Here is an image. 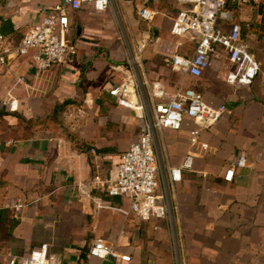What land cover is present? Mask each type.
Listing matches in <instances>:
<instances>
[{"label":"crops","instance_id":"0c3cea01","mask_svg":"<svg viewBox=\"0 0 264 264\" xmlns=\"http://www.w3.org/2000/svg\"><path fill=\"white\" fill-rule=\"evenodd\" d=\"M60 1L0 0V31L18 42ZM116 6L118 12L114 6L98 11L87 3L71 13L77 52L64 64L38 72L25 56L0 70V264L20 261L43 244L60 264H82L99 238L131 256L106 264H264V43L257 9L230 3L235 21L252 22L245 34L262 67L251 86H236L226 80L231 63L223 51L200 78L165 64L166 50L180 40L171 34L172 20L186 5L116 0ZM144 6L156 12L153 20L140 17ZM127 37L147 40L140 75L170 92L195 88L209 103L228 107L207 129L186 116L179 130L157 134L160 192L164 175L188 153L195 157L180 182H169L174 226L141 220L129 199L92 182L97 172L115 175L143 126L110 93L129 74ZM20 75L26 82H17ZM10 94L19 99L16 111L2 105ZM241 155L246 165L227 181V169ZM20 201L26 205L16 211Z\"/></svg>","mask_w":264,"mask_h":264},{"label":"built area","instance_id":"2783aa9c","mask_svg":"<svg viewBox=\"0 0 264 264\" xmlns=\"http://www.w3.org/2000/svg\"><path fill=\"white\" fill-rule=\"evenodd\" d=\"M176 1L186 6L172 20L171 34L180 40L175 50H166L165 64L180 70L184 75L200 78L210 67L213 56L223 51L231 63L226 80L236 86H251L262 70L261 62L245 34V29H250L252 22L249 20L243 25L235 21L228 0ZM236 1L240 5H250L257 9V21L262 23L260 7L264 0ZM87 3L98 11H104L113 6L116 0H61L30 26L16 44L9 45L6 36L0 31V70L12 60L25 56H31V65L38 72L64 64L70 54L77 52L76 46L68 38L71 30L70 15L81 10ZM155 14L149 6L139 11L140 17L146 21L153 20ZM189 40L193 42L192 46L187 45ZM262 41L264 43V35ZM126 42L129 74L121 83L114 85L110 93L120 105L133 109L143 126L138 139L121 155L115 175L103 178L97 172L92 182L109 195L129 199L131 210L141 220L166 219L174 226V204L170 198L169 182H180L183 171L193 169L195 157L192 152L188 153L180 166L171 168L164 175L166 191L160 192V169L155 148L157 134L167 128L179 130L186 116L195 121L198 129H207L227 113L228 107L226 103H209L203 93L195 88L179 85L175 91L170 92L161 82H151L146 75H140L139 67L147 40L127 37ZM182 48H185L186 54L180 51ZM17 82H26L25 76L20 75ZM1 102L11 111L19 108V99L11 94ZM92 152L96 153V149L93 148ZM245 165L246 157L241 155L229 166L224 178L231 181L236 167ZM25 205L20 201L15 205L16 211ZM110 259L129 261L131 256L121 253L116 245L99 238L91 246L88 259L82 264H106ZM8 264L60 263L49 254L48 244H43L32 249L20 261L17 257H11Z\"/></svg>","mask_w":264,"mask_h":264},{"label":"rangeland","instance_id":"374dc122","mask_svg":"<svg viewBox=\"0 0 264 264\" xmlns=\"http://www.w3.org/2000/svg\"><path fill=\"white\" fill-rule=\"evenodd\" d=\"M232 1L233 0H230V2L229 3H232ZM114 9L116 10V12H118V8H117V6H116V3H114ZM262 7H264V3L263 4H261V8ZM260 8V13L262 14V23H261V25H258L257 24V27H260L259 29H260V31H261V33H260V35H259V38H262L263 37V35H264V12H263V10ZM255 15H257V12H255ZM247 32H249V30L247 29ZM70 34L71 33H69V35H68V38L70 39L71 38V36H70ZM71 40V39H70ZM187 45H189V46H192L193 45V42L191 41V40H189L188 42H187ZM254 52V51H253Z\"/></svg>","mask_w":264,"mask_h":264},{"label":"water","instance_id":"95a60500","mask_svg":"<svg viewBox=\"0 0 264 264\" xmlns=\"http://www.w3.org/2000/svg\"><path fill=\"white\" fill-rule=\"evenodd\" d=\"M7 42H8L9 45H12V44H16L17 43V41L11 42L9 39L7 40Z\"/></svg>","mask_w":264,"mask_h":264},{"label":"trees","instance_id":"16d2710c","mask_svg":"<svg viewBox=\"0 0 264 264\" xmlns=\"http://www.w3.org/2000/svg\"><path fill=\"white\" fill-rule=\"evenodd\" d=\"M228 2H230V0H228ZM229 5H230V3H229Z\"/></svg>","mask_w":264,"mask_h":264}]
</instances>
